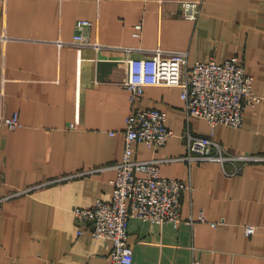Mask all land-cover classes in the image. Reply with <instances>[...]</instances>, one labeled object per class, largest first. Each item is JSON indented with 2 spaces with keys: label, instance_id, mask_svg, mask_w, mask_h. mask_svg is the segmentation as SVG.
<instances>
[{
  "label": "crops",
  "instance_id": "1",
  "mask_svg": "<svg viewBox=\"0 0 264 264\" xmlns=\"http://www.w3.org/2000/svg\"><path fill=\"white\" fill-rule=\"evenodd\" d=\"M201 1L190 19L182 0H0V112L23 123L0 127V264H109L111 241L80 227L74 208L113 198L132 106L128 58L157 47L187 50L190 64L239 56L262 99L214 138L264 156V0ZM80 19L99 46L73 42ZM138 105L166 111L174 135L156 149L136 144L135 158L162 160L163 176L191 187L179 226L130 219L132 264H264V161L229 175L233 163L186 160V132L211 128L187 116L179 86H148Z\"/></svg>",
  "mask_w": 264,
  "mask_h": 264
},
{
  "label": "built area",
  "instance_id": "2",
  "mask_svg": "<svg viewBox=\"0 0 264 264\" xmlns=\"http://www.w3.org/2000/svg\"><path fill=\"white\" fill-rule=\"evenodd\" d=\"M201 0H182L183 14L196 19L200 13ZM88 19L77 22L73 42L80 48L92 42L82 30L91 25ZM137 27L141 29L142 25ZM130 51V47L125 48ZM80 50V49H79ZM129 75L123 86L130 92L131 109L126 117L125 148L122 159L114 165L117 175L113 181L114 194L110 201L98 200L93 207L74 208L80 227L90 226L94 237L108 239L112 243L109 264H132L133 247L129 240V224L133 217L155 223H171L179 226L183 221L181 199L184 190L190 188L184 181L163 176L157 158H135L136 144L143 143L149 148L165 146L174 131L167 125L168 114L159 108L139 107L138 102L148 86H179L187 116L205 118L211 128L206 136L190 131L185 134L188 152L186 160H216L223 165L235 164L229 175L239 173L242 166L252 161H264V156L229 152L214 138L219 123L241 127L245 111L262 99L253 90L254 77L246 72L239 56H232L223 62L214 57L190 64L187 50H150L145 57L128 58ZM20 113L5 115L0 112V127L22 126ZM200 221H205L201 215ZM186 222L193 224L189 216ZM257 226L247 225V235L255 233ZM193 264H200L194 260Z\"/></svg>",
  "mask_w": 264,
  "mask_h": 264
},
{
  "label": "rangeland",
  "instance_id": "3",
  "mask_svg": "<svg viewBox=\"0 0 264 264\" xmlns=\"http://www.w3.org/2000/svg\"><path fill=\"white\" fill-rule=\"evenodd\" d=\"M244 153V152H243Z\"/></svg>",
  "mask_w": 264,
  "mask_h": 264
}]
</instances>
